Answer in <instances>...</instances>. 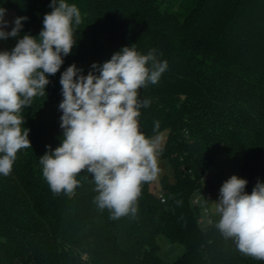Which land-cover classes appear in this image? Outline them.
I'll return each instance as SVG.
<instances>
[{"label":"trees","instance_id":"trees-1","mask_svg":"<svg viewBox=\"0 0 264 264\" xmlns=\"http://www.w3.org/2000/svg\"><path fill=\"white\" fill-rule=\"evenodd\" d=\"M170 1L66 0L81 11L77 43L49 76L46 96L22 109L31 148L18 151L10 175L0 174V264H264L215 228L219 217L208 206L214 185L206 176L222 154L245 173L246 192L264 183V68L242 57L250 49L264 55V0H190L178 12L168 10ZM50 4L0 0L16 18L27 17L20 36L38 37ZM132 45L167 61L159 82L139 90L151 103L138 119L147 137L168 130L161 154L172 179L162 175L158 189L143 184L135 216L113 220L93 202L91 174L77 176L74 195H56L39 161L62 139V72L75 64L87 75L93 63ZM160 237L184 251L163 258Z\"/></svg>","mask_w":264,"mask_h":264},{"label":"clouds","instance_id":"clouds-1","mask_svg":"<svg viewBox=\"0 0 264 264\" xmlns=\"http://www.w3.org/2000/svg\"><path fill=\"white\" fill-rule=\"evenodd\" d=\"M50 7L38 37L20 36L27 17H17L11 31H5L7 9L0 7V40L18 38L10 51L0 50V174L5 177L18 151L31 148L22 109L46 96L49 76L61 69L77 43L78 6L51 0ZM91 67L84 75L72 64L60 76L62 139L55 149L46 146L39 161L42 175L54 194L72 196L80 184L77 176L86 171L93 177V202L101 212L108 210L113 220L135 216L143 184L160 172L159 139L140 131V109L151 101H141L139 90L159 82L167 61L157 60L154 49L141 54L132 45ZM247 184L237 175L223 182L212 201L219 217L215 228L242 255L264 261V183L258 181L250 194Z\"/></svg>","mask_w":264,"mask_h":264},{"label":"rangeland","instance_id":"rangeland-1","mask_svg":"<svg viewBox=\"0 0 264 264\" xmlns=\"http://www.w3.org/2000/svg\"><path fill=\"white\" fill-rule=\"evenodd\" d=\"M190 0H171L168 6V10L170 12H178L182 11L184 7L188 4ZM16 18V12L12 9H7V13L5 15V20L9 22L7 28L5 31H11L13 27V22ZM0 45L4 48V50H11L15 44L12 43L9 39L6 40H0ZM249 46H255L253 45V41L250 43ZM257 50V49H256ZM256 50L253 49L246 50L245 54L243 55V60H246L251 63H257L261 65V68H264V55H260V53H257ZM168 130H160L156 132L155 134L151 135L150 138H158L159 139V149H158V166L160 169V172L157 176V178L151 182L152 189H158L160 187V178L162 175H167L170 179H172V169L171 165L167 158L162 157L161 150L164 146L165 140L167 138ZM232 175H237L240 178L245 179V173L235 167L230 161L222 154H218L214 161L211 164V167L208 169L206 176L210 179L212 184L214 185L213 188V195H211L210 203H208V206L210 210L213 212L215 210L214 203L212 201H216L219 196V189L222 186L223 182L226 181L228 178H230ZM161 192V190H158ZM196 197L198 198V203L204 208V202L201 199V195L196 194ZM204 223H207V217L203 216L202 218ZM159 241L161 243V250L159 252L160 256H162L165 259L173 260L178 255H180L184 248L182 246L178 247H172L171 249L170 243L167 241V239L160 237Z\"/></svg>","mask_w":264,"mask_h":264},{"label":"built area","instance_id":"built-area-1","mask_svg":"<svg viewBox=\"0 0 264 264\" xmlns=\"http://www.w3.org/2000/svg\"><path fill=\"white\" fill-rule=\"evenodd\" d=\"M209 197H210L209 193H205V198H209ZM205 211L207 210L205 209Z\"/></svg>","mask_w":264,"mask_h":264}]
</instances>
